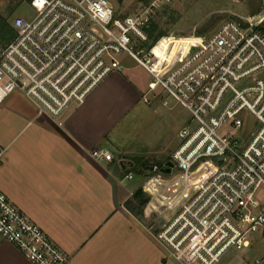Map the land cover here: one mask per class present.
I'll use <instances>...</instances> for the list:
<instances>
[{
    "label": "built area",
    "instance_id": "built-area-1",
    "mask_svg": "<svg viewBox=\"0 0 264 264\" xmlns=\"http://www.w3.org/2000/svg\"><path fill=\"white\" fill-rule=\"evenodd\" d=\"M175 2L148 0L126 14L109 0H32L33 17H16V37L0 50V107L21 93L57 120L125 70L126 54L152 76L146 102L168 94L191 115L173 166L152 164L144 174L149 232L180 264H264V29L228 21L164 74L148 30ZM4 153L0 146V160ZM91 156L114 160L105 148ZM0 235L32 264H70L1 190Z\"/></svg>",
    "mask_w": 264,
    "mask_h": 264
},
{
    "label": "crops",
    "instance_id": "crops-1",
    "mask_svg": "<svg viewBox=\"0 0 264 264\" xmlns=\"http://www.w3.org/2000/svg\"><path fill=\"white\" fill-rule=\"evenodd\" d=\"M125 70L57 120L38 115L21 93L0 107V190L70 256V264H180L131 209L141 187L128 185L126 176L151 157L147 144L129 138L130 124L160 100L146 102L151 80ZM99 148L114 160L93 159ZM0 264L32 263L0 238Z\"/></svg>",
    "mask_w": 264,
    "mask_h": 264
},
{
    "label": "rangeland",
    "instance_id": "rangeland-1",
    "mask_svg": "<svg viewBox=\"0 0 264 264\" xmlns=\"http://www.w3.org/2000/svg\"><path fill=\"white\" fill-rule=\"evenodd\" d=\"M109 1L117 12L126 14L136 12L144 2L143 0ZM33 15L29 0H0V50L7 47L16 37V31L12 27L14 19L18 16L28 19ZM231 20L245 26L264 29V0H176L174 5L163 8L153 23L158 26L155 36L159 33L163 36L158 41L156 37L151 39L152 43L156 44L157 68L164 74L171 72L205 38ZM122 60L125 71L140 74L146 82L152 80L150 73L137 66L126 54ZM165 99L169 101L167 106L163 104ZM190 118V113L176 104L168 94H164L156 110H147L145 116L134 118L130 124L129 138L147 144L151 159L145 158L141 163L138 162L133 170L135 180H125L128 185L135 189L142 187L144 183L142 175L147 172L148 165L162 166L170 161L171 154L178 144V133L188 124ZM140 164L146 166L141 168ZM145 196L149 198L146 194ZM259 197L264 202V188L261 189ZM139 217L150 222L144 213ZM0 238L4 240L1 235Z\"/></svg>",
    "mask_w": 264,
    "mask_h": 264
},
{
    "label": "trees",
    "instance_id": "trees-1",
    "mask_svg": "<svg viewBox=\"0 0 264 264\" xmlns=\"http://www.w3.org/2000/svg\"><path fill=\"white\" fill-rule=\"evenodd\" d=\"M30 2L32 0H29ZM143 3H146L148 0H143ZM158 26L157 25H152L150 27V29L148 30L149 36L151 39H155L156 37V41H158L160 39V37L163 36V34L159 33L155 36L156 32H157ZM153 41V40H152ZM153 46L156 47V44L153 43ZM157 50V49H156ZM149 198L145 196V194L143 193L142 190H138L135 194H134V198L131 204V209L132 211L136 214V215H142L144 213V207L146 206V204L148 203Z\"/></svg>",
    "mask_w": 264,
    "mask_h": 264
},
{
    "label": "water",
    "instance_id": "water-1",
    "mask_svg": "<svg viewBox=\"0 0 264 264\" xmlns=\"http://www.w3.org/2000/svg\"><path fill=\"white\" fill-rule=\"evenodd\" d=\"M168 165L170 166V167H172L173 166V163L172 162H168ZM171 170H170V168L167 170V172L169 173Z\"/></svg>",
    "mask_w": 264,
    "mask_h": 264
}]
</instances>
